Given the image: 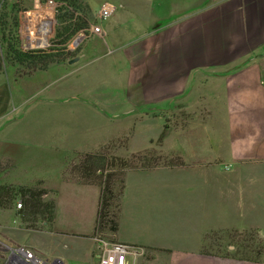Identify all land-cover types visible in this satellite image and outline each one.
<instances>
[{"label":"crops","instance_id":"obj_1","mask_svg":"<svg viewBox=\"0 0 264 264\" xmlns=\"http://www.w3.org/2000/svg\"><path fill=\"white\" fill-rule=\"evenodd\" d=\"M112 4L115 10L100 25L105 48L82 42L73 56L84 59V65L97 62L94 78L89 71L75 78L96 84L81 95L73 91L42 99L82 103L84 116L107 132L89 145L91 149H84V142L70 146L67 162L76 153L95 152L118 137L110 132L118 129L120 121L144 128L158 120L160 133L165 132L159 151L180 158L181 164L126 172L115 239L147 249L136 264H264V258L252 261L204 250L206 243L215 242L217 233L255 230L264 237V0H176L180 11L171 19L163 12L137 16L125 9L129 2L122 0ZM95 23L88 21L86 31ZM216 67H228L227 74L216 78L221 79L217 92L210 73ZM101 75L105 77L98 78ZM199 84L204 93L198 92ZM68 86L75 89L71 83ZM183 98L190 101L166 106ZM195 100L207 106L209 116L213 105L219 104L223 124L199 119L202 112H196ZM7 102V92L0 85V201L4 205L7 186L28 185L20 179L17 117L8 120ZM173 112L193 117L173 127L166 121ZM221 126L223 134L217 133ZM157 138L147 140L145 146L128 140V151L155 146ZM225 141L226 152L216 154L215 143ZM49 185L55 194L67 187L93 191L96 201L90 225L79 232L60 229L56 202L54 231H34L53 234L57 244L88 234L94 226L99 187L66 179ZM17 200L12 199L9 207L0 205V227L8 225V211L17 214ZM31 238L20 245L50 253L39 237ZM83 239L94 242L92 237Z\"/></svg>","mask_w":264,"mask_h":264},{"label":"rangeland","instance_id":"obj_2","mask_svg":"<svg viewBox=\"0 0 264 264\" xmlns=\"http://www.w3.org/2000/svg\"><path fill=\"white\" fill-rule=\"evenodd\" d=\"M119 1L121 0H0V16L2 13H8L9 21L14 17L17 18V33L24 49L41 48L47 50L59 43L61 44L60 47L64 46L65 50L75 55L79 51V47L77 46L75 49L70 50L68 46L70 44L72 45L73 40L77 38L80 30H77V28L74 30V25L71 26L70 28L74 31L70 32L71 35L68 39L65 38L66 33L62 30L68 25L66 19L68 15H64L65 18L63 17L62 20H59L58 16L62 13L58 11V7L65 3L71 4L72 8H75V15L81 14L83 18L86 17L88 21L99 22L98 15L102 4L104 2L118 4ZM122 1L125 3L129 2L125 9L131 13H135L137 16H140V14L143 16L149 14V16H151L153 12H163V16L171 19L180 11V8L176 6V0ZM106 21L107 20H104L102 23L104 24ZM76 23L79 24L80 20ZM59 31L64 33L63 39L57 38L56 34ZM102 37L96 33H89L80 43L85 42L86 44L90 43V45L95 44L104 47L106 44L105 37ZM68 60L62 63H51L46 69H38L31 73H27L28 75H20L26 72L25 68L19 69L17 66L10 65L5 66L2 72H0V85L5 88L8 96V115L11 116L8 120L17 117L15 128L18 136L16 139L20 144L18 150L20 151L19 156L22 164L20 179L24 184L40 185L43 189L48 191L43 197H40L39 204L36 202L35 206H31L30 208L26 207L30 212H25V219H27L25 221H28V224L32 221L36 222L37 225L35 226H38V229L24 227L21 217L17 215L15 211H8V225L6 228L0 227V232L6 235L5 237L0 235L3 241H1L2 243L0 242V264L7 263V257L11 248L19 246L21 243H28L32 239L31 237H39L38 239L43 242L44 249L50 251V253H43L33 249H31V251L41 258L46 259L48 262L61 260L63 264H97L95 241L83 239L96 237L92 234L93 228L88 234H78V239H65L63 240L64 242L60 244L56 243L57 239L53 238V234L42 235L34 231H40V222L42 217H44L43 214H45L42 212L44 204L52 200H56L59 205L58 227L70 233L82 231L90 225V214L95 204L94 200L96 201L93 191L71 190L67 187L59 189L58 191L56 190V194L53 195L52 192L54 190L52 191V189L48 188L52 187L49 183L53 181L57 182L61 179L64 180L65 176H69V172L66 171V162L70 154L69 152H71L68 150L71 148L70 146L77 145L78 142H84L86 145H84L83 148L91 149L93 146L89 145L102 140L107 133L101 130V125H96L91 122L88 117L84 116L85 111L82 110L85 105L82 103L75 102L73 99L65 102L61 100V102H48L42 100L54 95H64L73 91H78L81 95L96 84L94 80L91 83L87 81V83L84 84L86 81L81 80V83H79L75 79L86 76L88 71L93 73L94 78V70L97 66L96 61L84 65V59L83 61H75L72 64H69ZM227 68L228 67H216L214 71L210 72L214 74V79L212 81L214 86L212 88L213 91L217 92L221 89V79L216 78H222L221 75L227 74L228 70L224 71V69ZM104 77L105 76L101 75L98 78ZM70 83L74 85L75 89L68 86ZM65 86L68 87L65 88ZM199 86L200 89H198V92L204 93L201 90L202 85L199 84ZM219 96L221 95L219 94ZM217 99L218 101L221 100V98H215L216 101ZM182 101L177 100L175 103L173 101L171 105L166 103V106L173 107L174 104L180 105L184 103V101H190V99L183 98ZM195 103L197 107L196 112H198V110L202 112L201 114L198 113V115L196 113L199 119L205 117L208 124H223L225 118L222 112H220L221 107L219 104L213 105L214 108L211 109L213 113L209 116L210 114H206L208 110L205 109L207 108L205 104L200 105L196 100ZM156 106H163V104ZM190 116L193 117L189 115V113L187 115L176 113L172 115L169 114L166 115V121L174 127L175 124L186 122ZM207 117L209 118L207 119ZM158 123L159 121L157 120L150 122V125L144 128L140 125H136L132 128L131 124L124 120L120 121L116 131L110 133L115 135L118 134V137L126 135L128 140L136 143L137 146H139V144L145 146L147 140L156 139L158 137L160 133V128H158L157 125ZM217 133H224L223 126L219 127V132ZM173 140L174 138L172 139V143ZM9 144L10 142L8 141V149H11ZM147 145L148 144H146V146ZM226 145V141L215 143L214 149L216 154L219 153V150L225 151ZM115 152L120 156H127L128 153H130L128 148H121L119 146ZM118 191V188L114 189L115 196L112 200V207H116L115 199L118 195ZM21 208H24V206L22 205ZM54 226L55 224L50 230L42 229L41 231L52 232L54 231ZM217 235L220 236H218V239L214 242L215 244L211 245V243H206L204 245V250L222 252L225 250L223 248L225 246L228 247L229 250L233 249L234 245L232 238L236 237V234L234 235V233L227 232L226 237H223V234L217 233ZM101 237L109 240H116L112 239V233L108 228L102 230ZM262 237H258L256 241L247 242V244L251 245L252 249L254 247L259 250L263 249L264 238ZM218 244L222 249L221 247L220 249L217 248ZM54 252H61L69 257L64 259L58 256L55 257L51 254Z\"/></svg>","mask_w":264,"mask_h":264},{"label":"trees","instance_id":"obj_3","mask_svg":"<svg viewBox=\"0 0 264 264\" xmlns=\"http://www.w3.org/2000/svg\"><path fill=\"white\" fill-rule=\"evenodd\" d=\"M58 11L62 13L58 16L59 20H62L64 15H68L66 17L68 25L62 30L66 33V39L70 37V32L74 31L76 28L77 30L86 32L88 26L87 18H83L81 14L75 15V8H72L71 4L65 3L60 5ZM78 20H80L79 24L76 23ZM17 25L16 17L9 21L8 13H2L0 16V72H2L5 66L10 65L17 66L19 69L25 68L26 72L20 75H28L27 73H31L38 69H46L51 63H62L74 56V53L65 50L64 46L60 47L61 44L58 42L57 45L47 50L41 48L24 49L17 33ZM73 25L74 30L70 28ZM63 32H57V38L63 39ZM164 133V131L160 133L155 141V146H149L143 151L128 153L127 156H120L115 152L118 146L127 149L128 137L124 135L110 140L95 152L76 153L71 161L66 162V171L69 172V176H65L66 180L80 184L97 185L100 189L92 233L93 236H102V230L108 228L112 233V239H115V234L118 230L120 198L124 188V177L127 171L148 170L157 166L174 167L181 164L180 158L173 155L166 156L159 151L158 145L161 143ZM115 188H118L119 191L115 199L116 207H112ZM44 190L45 189L40 185H9L5 190L7 204L4 205L1 200L0 205L9 207L12 199L19 197L24 208L18 209L17 215L21 217L23 226L31 229H38V226H35L37 225L36 222L32 221L28 224V221H25L27 220L25 219V212H30L26 207H33L36 202L39 204L40 197L48 193V191ZM52 194L55 195L53 192ZM42 212L45 214H43L44 217H42L40 222V230H50L55 223L56 200L45 203ZM231 233H234V235L236 234V237L232 238L234 248L229 250V248L225 246L223 247L225 250L222 251V254L252 261H260L264 258V245L263 249L259 250L255 247L252 249L251 245L247 244V242H253L256 241L258 237H262L258 231L246 230L241 233L231 231ZM214 236V240L216 241L218 239L217 234ZM223 236L226 237V233ZM214 244L215 243H212L211 245ZM220 247L221 246L218 244L217 248L220 249Z\"/></svg>","mask_w":264,"mask_h":264},{"label":"built area","instance_id":"obj_4","mask_svg":"<svg viewBox=\"0 0 264 264\" xmlns=\"http://www.w3.org/2000/svg\"><path fill=\"white\" fill-rule=\"evenodd\" d=\"M115 10V6L112 3L104 2L101 6L98 20L99 22L92 24L88 31H79L77 38H75L68 48L70 50L75 49L79 43L87 37L89 33H96L102 35L101 23L107 20L112 12ZM16 209L22 207L21 199L15 203ZM96 244V256L97 264H136L137 260L143 258L147 249L144 246L129 245L116 240H109L107 238L96 236L94 237ZM2 243V242H1ZM1 249V247H0ZM63 264L61 260H53L52 262L46 261L36 255L31 249L24 245H19L11 248L7 257L6 264Z\"/></svg>","mask_w":264,"mask_h":264},{"label":"water","instance_id":"obj_5","mask_svg":"<svg viewBox=\"0 0 264 264\" xmlns=\"http://www.w3.org/2000/svg\"><path fill=\"white\" fill-rule=\"evenodd\" d=\"M78 60V57H73V58H70L69 60H68V63L69 64H72V63H74L75 61H77Z\"/></svg>","mask_w":264,"mask_h":264}]
</instances>
